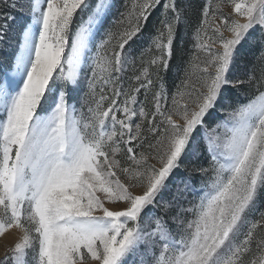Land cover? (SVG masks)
Wrapping results in <instances>:
<instances>
[{
  "label": "snow or ice",
  "instance_id": "obj_1",
  "mask_svg": "<svg viewBox=\"0 0 264 264\" xmlns=\"http://www.w3.org/2000/svg\"><path fill=\"white\" fill-rule=\"evenodd\" d=\"M115 6L0 0V44L12 47L0 58V238L19 233L0 264H264V0H209L170 98L161 72L187 9L126 0L105 29ZM257 28L260 66L234 76ZM201 142L210 165L194 170L211 176L191 202V174L173 178Z\"/></svg>",
  "mask_w": 264,
  "mask_h": 264
},
{
  "label": "rangeland",
  "instance_id": "obj_2",
  "mask_svg": "<svg viewBox=\"0 0 264 264\" xmlns=\"http://www.w3.org/2000/svg\"><path fill=\"white\" fill-rule=\"evenodd\" d=\"M114 3L116 6L112 10V16H110L108 18V20L105 22V25H104L105 29L112 27V25L110 26V24H112L113 18H118V11L124 10V4L126 3V0H123V1L122 0H114ZM207 3H209V0H200L199 3L196 5H194L193 1H192V3H190L191 5H194V6H192V8H194L193 14L195 15V18L193 19V24H191L190 33H189L188 38H187V50L185 51V55H183V57L181 58L180 64L176 67V68H180V70L177 69V71H180L179 72L180 78L173 85V87L169 90V92H168L169 98L171 97V94L173 92H175L177 86L180 85V83L184 77L185 68H186L189 60L191 59L193 52L195 51L194 33H195L196 28L199 25V21L202 18L201 14H202L203 7ZM196 8H197V11L195 14ZM230 11H231L230 7L226 6L224 8L225 13H228ZM13 14L16 15L17 22H19L22 14L19 12H15ZM81 15H85V14L82 13ZM77 21H79V17H77ZM259 38H260V29L257 28L255 31L250 33L249 39L246 40L242 44V46L239 48V50L237 52V56H236L235 66L233 68V75L234 76L243 77L246 72L259 68L260 61H259L258 57L260 56L261 45L259 43H253V40H258ZM11 55H12V47L0 44V58H11ZM257 74H258V72H257ZM248 92H249V89L247 87H243V88L239 89V91L233 90V91H231L230 99L232 100L233 104H235V102L237 100H239L241 103H244V102H246V94ZM80 95H83V90L76 96L75 101H70V102L78 101ZM142 98H143V94L141 92L139 95V99L141 101H143ZM79 107H80V104L77 103V108H79ZM218 108H219V105H218ZM223 119H224V114L220 113L217 110L216 112L213 113V115L209 116L206 119V123L208 124L209 127H212L215 125L216 122L221 121ZM202 131L203 130H201V132ZM209 165H210V157L208 156L207 152L204 150V145L201 142L200 150L196 153V155L195 156L190 155L189 157L185 158L183 165L177 171L176 176L173 178L174 180L181 178V177L186 178L189 176V174H191V176H192V183H193L194 187L196 188V191L194 193L188 194V198H187L188 201L195 202L198 199L199 195L202 194V192L200 191L201 182L206 181L208 179V177L211 176V172H209L208 176L202 177L200 175V173L198 171H195L194 169L199 168V167L207 168V167H209ZM165 198L166 199L168 198L167 193L165 194ZM188 206H190V204L188 202H185V207H188ZM257 208L259 209V211H264V197H261V199L258 201ZM148 212L149 213H155L157 215L162 214V212L159 208H149ZM169 222L171 223V221H169ZM173 227H174V225H173ZM12 231L13 232L15 231L16 233H18L16 230H12ZM18 235H19V233H18ZM17 237H13L11 240L10 239L8 240L6 238L5 239L0 238V256H2L4 253L5 245H9V246L12 245L15 242ZM131 260H132V258L130 257L129 261L131 262ZM136 264H139L138 258H137Z\"/></svg>",
  "mask_w": 264,
  "mask_h": 264
},
{
  "label": "trees",
  "instance_id": "obj_3",
  "mask_svg": "<svg viewBox=\"0 0 264 264\" xmlns=\"http://www.w3.org/2000/svg\"><path fill=\"white\" fill-rule=\"evenodd\" d=\"M192 1L194 5H196L199 3L200 0H177L178 6L186 8L187 13H186V17L184 21L178 26V32H177V35L174 41L173 56L170 60V67L166 72L165 71L161 72V75L164 78L165 85H166L168 92L173 87V85L177 82V80L180 78V74H179L180 71H177V69L180 70V68H176V67L180 64L181 58L183 57V55H185V51L187 50V38L190 33L191 24H193V19L195 18V15L193 14L194 8H192V6L194 5L190 4L192 3ZM196 11H197V8L195 9V14H196ZM161 12H162V5L161 7H158L156 10H154L148 22L147 28L144 31L143 37L140 40H138L135 45H133V48H134L133 55L135 57H139L140 53L149 47L150 38L152 35L155 34V28L159 26ZM111 25L112 24H110V26ZM138 64H139V61L137 60V65ZM131 76H132V69L129 68L125 76V79H124L125 87H127L128 84L130 83L129 78ZM142 94H143L142 100H144L145 96H144L143 91H142ZM149 100H150V96H149Z\"/></svg>",
  "mask_w": 264,
  "mask_h": 264
},
{
  "label": "bare ground",
  "instance_id": "obj_4",
  "mask_svg": "<svg viewBox=\"0 0 264 264\" xmlns=\"http://www.w3.org/2000/svg\"><path fill=\"white\" fill-rule=\"evenodd\" d=\"M17 236H18V233H16L15 231H14V232L12 231V232L6 234V235H5L4 237H2V238H4V239L6 238V239H8V240H9V239L11 240L13 237H17Z\"/></svg>",
  "mask_w": 264,
  "mask_h": 264
}]
</instances>
